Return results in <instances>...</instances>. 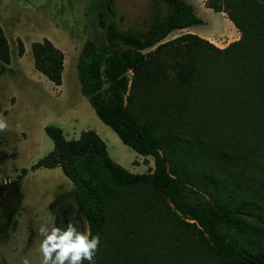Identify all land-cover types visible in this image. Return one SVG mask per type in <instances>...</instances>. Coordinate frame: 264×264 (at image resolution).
Segmentation results:
<instances>
[{
	"label": "trees",
	"instance_id": "obj_1",
	"mask_svg": "<svg viewBox=\"0 0 264 264\" xmlns=\"http://www.w3.org/2000/svg\"><path fill=\"white\" fill-rule=\"evenodd\" d=\"M164 1L168 8L152 15L143 36L100 12L106 39L127 47L87 63L90 91L80 77L98 117L123 143L152 155L153 168L132 172L110 157L95 130L66 138L55 124L45 125L52 149L30 168L60 166L75 183L88 233L100 236L96 264H177L184 239L219 264H264V251L243 250L220 231L264 233V0H205L240 32L225 46L190 31L162 41L202 22L188 1ZM31 52L34 67L60 84L63 50L44 37ZM10 60L0 24V61ZM201 160L229 171L211 177ZM247 175L258 187L253 193L244 191Z\"/></svg>",
	"mask_w": 264,
	"mask_h": 264
},
{
	"label": "rangeland",
	"instance_id": "obj_2",
	"mask_svg": "<svg viewBox=\"0 0 264 264\" xmlns=\"http://www.w3.org/2000/svg\"><path fill=\"white\" fill-rule=\"evenodd\" d=\"M186 1L202 22L175 29L162 41L190 31L225 46L239 36L237 28L231 29L225 12L214 11L205 0ZM165 8L168 5L164 0H0V24L11 56L9 64L0 61V116L8 125L0 132V264H22L25 258L30 264H41L38 249L42 237L37 231L41 225L65 227L71 220L78 229L88 232L75 183L59 166L30 168L53 147L45 125L60 126L66 138L77 137L83 129H93L119 164L132 172L153 168L152 155H142L123 143L98 117L89 96L82 91L80 77L84 78L85 90L90 91L87 63L94 56L104 59L110 49L127 47L119 39H106L105 28L98 21L100 12L118 29L143 36L152 15ZM18 37L24 45L21 55ZM44 37L64 52L60 84H54L34 67L31 43ZM200 163L207 166L211 177L229 171L219 163ZM23 167L28 169L25 174ZM245 181L246 193L258 190L248 175ZM198 191L207 195L204 190ZM220 231L243 250L264 251L262 232L227 227ZM179 257L177 264H219L210 250L189 239L183 240Z\"/></svg>",
	"mask_w": 264,
	"mask_h": 264
},
{
	"label": "clouds",
	"instance_id": "obj_3",
	"mask_svg": "<svg viewBox=\"0 0 264 264\" xmlns=\"http://www.w3.org/2000/svg\"><path fill=\"white\" fill-rule=\"evenodd\" d=\"M6 120L0 116V132L7 129ZM38 235L42 237L39 252L41 264H96L95 256L99 250L100 236L81 231L69 220L65 227L41 225ZM22 264H30L25 258Z\"/></svg>",
	"mask_w": 264,
	"mask_h": 264
},
{
	"label": "crops",
	"instance_id": "obj_4",
	"mask_svg": "<svg viewBox=\"0 0 264 264\" xmlns=\"http://www.w3.org/2000/svg\"><path fill=\"white\" fill-rule=\"evenodd\" d=\"M222 12V11H221ZM226 18V20L228 21V23L230 24V26H231V29L234 27V28H236V26L233 24V22L226 16L225 17ZM234 30V33L235 32H237V31H235V29H233ZM238 30V29H237ZM205 37H207V36H205ZM207 38H209L210 40H212L210 37H207ZM78 137V136H77ZM74 138H76V137H74ZM143 155V154H142ZM55 167V166H54ZM60 167V166H59ZM61 168V167H60ZM28 171V170H27Z\"/></svg>",
	"mask_w": 264,
	"mask_h": 264
}]
</instances>
